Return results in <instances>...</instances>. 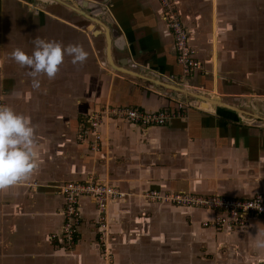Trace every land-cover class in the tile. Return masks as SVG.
Listing matches in <instances>:
<instances>
[{
  "label": "crops",
  "instance_id": "crops-1",
  "mask_svg": "<svg viewBox=\"0 0 264 264\" xmlns=\"http://www.w3.org/2000/svg\"><path fill=\"white\" fill-rule=\"evenodd\" d=\"M86 1L100 5L94 17L110 28V60L88 30L51 11L54 0H0V104L30 118L37 154L28 177L0 190V264H108L90 198L80 203L75 250L53 237L64 222L59 187L90 180L127 193L108 210L111 264H260L263 218H252L245 228L217 230L204 226L214 218L212 211L146 197L151 190L233 198L264 191V25L244 54V4L250 9V0H171L204 67L189 84L181 77L160 0ZM257 20L263 24L264 14ZM95 23L86 28L96 41L103 33L95 29L105 32L107 50L106 29ZM60 25L66 38L59 43L78 44L87 57L73 64L65 55L56 75L40 74V87L33 88L28 67L10 54L14 48L31 54L35 38L58 42ZM156 83L193 87L214 100L209 111L192 106L167 126L104 118L101 147L94 152L86 129L92 113L104 106L177 111L185 104Z\"/></svg>",
  "mask_w": 264,
  "mask_h": 264
},
{
  "label": "built area",
  "instance_id": "built-area-1",
  "mask_svg": "<svg viewBox=\"0 0 264 264\" xmlns=\"http://www.w3.org/2000/svg\"><path fill=\"white\" fill-rule=\"evenodd\" d=\"M163 20L169 28L175 44L177 62L182 68L184 79L191 78L196 72L204 70L203 64L196 57V50L190 42V29L184 24L174 4L169 0H160ZM188 104L180 103L178 110L147 111L139 107L104 106L93 112L88 120L85 138L90 137L89 146L94 152L101 147L102 135L100 125L104 118L127 120L139 127L167 126L176 119H181L188 111ZM64 198V222L59 235L60 243L68 251L75 250L78 244L79 230L83 222L80 203L84 198L95 201L99 241L103 247V256L108 264L112 263L113 253L109 247L110 219L109 206L113 200H122L127 193L107 182L90 180L86 182L71 181L59 187ZM146 197L154 202L168 203L180 207L198 208L212 211L214 218L205 221L204 226L217 230L248 227L252 218L264 219V191L249 198H233L222 195H200L191 192L163 193L151 190ZM260 264H264V259Z\"/></svg>",
  "mask_w": 264,
  "mask_h": 264
},
{
  "label": "clouds",
  "instance_id": "clouds-1",
  "mask_svg": "<svg viewBox=\"0 0 264 264\" xmlns=\"http://www.w3.org/2000/svg\"><path fill=\"white\" fill-rule=\"evenodd\" d=\"M33 43L31 54L21 48H14L10 54L21 66L28 67L33 88L40 87V80L35 78L40 74L49 79L56 75L65 55L72 57L73 64L82 63L87 57L78 44L62 46L41 38H35ZM34 137L35 129L28 116L0 104V190L25 179L37 166ZM257 246L264 247V241H259Z\"/></svg>",
  "mask_w": 264,
  "mask_h": 264
},
{
  "label": "rangeland",
  "instance_id": "rangeland-1",
  "mask_svg": "<svg viewBox=\"0 0 264 264\" xmlns=\"http://www.w3.org/2000/svg\"><path fill=\"white\" fill-rule=\"evenodd\" d=\"M169 1H171V0H169ZM247 1L248 0H244V2H247ZM66 2L72 5V2L70 0H66ZM252 2H255L256 4L252 3ZM46 5H48V4H46ZM54 5L55 6L51 7V11L54 14L58 15L59 17H62L63 19H65V17H67L69 19H72L70 21H72L73 24H75L77 27L88 30L91 39H93L95 43L97 42V45H99V47H100V49L102 51L101 55H103L105 57V61H107L106 45H105L106 42H105V39H104V36H103L104 32H102L103 34L101 36H98V40L96 41V38H94L95 36L92 33V30L91 29L89 30V29L86 28L90 24L96 25V23L93 22L92 20L86 18L81 13H79L77 11H74L71 8H68V6L60 4L58 2H56ZM49 7H46V8L41 7L40 10L48 11ZM246 7L247 6L244 4V35H243V41H242V44H244V54H245L246 50L249 51L248 49L254 48L255 44H253L252 45L253 47H252L251 46L252 42L250 40L254 39V42H255L256 39H258V38H256L257 35L254 38L251 37V36L254 35V33H257L256 30L262 29V26L264 25V22L262 24V21H258L257 20V18L258 19L260 18V15L264 14V0H256V1L250 0V3L248 5V8H250V9L245 10ZM80 8H81V6H80ZM174 8L177 9L176 6ZM84 11H86L88 14H90L93 17L95 16L94 13H93L94 15L91 14V12L94 11L93 9L85 8ZM259 24H260V27H259ZM250 26H251V28H250ZM58 30H60V32H61V35L57 36L58 42L65 43V38H66L65 27L63 25H60V26H58ZM95 30L100 31L102 29L98 26ZM262 34H264V33L262 32ZM239 40H240V38L238 39V41ZM262 41H264V36H263ZM252 66L253 65H251V67ZM185 82L189 84V80H186ZM255 92L257 93V91H255ZM261 94H264V92L262 91ZM183 99L185 101V104H188V107L191 108L192 106L189 105V102L186 100L187 98L185 99V97H183Z\"/></svg>",
  "mask_w": 264,
  "mask_h": 264
},
{
  "label": "water",
  "instance_id": "water-1",
  "mask_svg": "<svg viewBox=\"0 0 264 264\" xmlns=\"http://www.w3.org/2000/svg\"><path fill=\"white\" fill-rule=\"evenodd\" d=\"M74 1V0H73ZM56 2H58V3H60V4H63V5H65L64 3H67L66 2V0H56L55 1V3ZM64 2V3H63ZM72 2V1H71ZM72 5H77L75 2H73L72 3ZM66 6V5H65ZM82 6H84V7H86V8H89V9H93L94 11L93 12H91V14H95V16L96 15H98V11L100 10V5H95V6H93L92 4H90V2H88V1H86V0H84V2L82 3ZM69 8V7H68ZM73 10V9H72ZM74 11H77V10H74ZM77 12H79V13H81V14H83L86 18H89L90 20H92V21H94V22H97L96 21V19H95V17H93V16H91L90 14H88L87 12H84L83 10H81V9H79ZM93 14V15H94ZM110 24V23H109ZM94 28V26H90V28ZM104 27H105V29H106V40H107V50H106V54H107V58L110 60V56H111V50H112V43H111V37H109V34H108V29L110 30V28H109V26H106L105 24H104ZM95 29V28H94ZM95 32H96V34H102V31H101V33H100V31H97V30H95ZM105 33V32H104ZM121 71V70H120ZM119 72V71H118ZM122 72V71H121ZM157 75V74H156ZM155 74H154V76H156ZM157 77V76H156ZM148 82L149 83H153L152 81H150V80H148ZM157 84V87H162V88H165L166 90H170L171 92H176V94H177V98H179V100H181V98H183V97H185V98H187L188 100V102H189V105H191V106H193L195 109L196 108H200L201 110H203V111H209V110H207V109H204V108H202L199 104H200V100L201 99H198V98H191V96L189 95V90H192L191 88H193V87H186V86H184L185 88H182V87H178V86H176V87H173V86H171V85H167V84H165V83H156ZM198 91H202V90H199V89H197ZM196 90V91H197ZM202 92H204L205 93V96H209L210 95V92H208V93H206V91H202ZM175 97V98H176ZM198 100V102L197 103H195V101H197ZM203 100V99H202ZM262 101H264V99L262 98L261 99ZM220 105L221 106H226V108H228V109H231V108H233L232 106H229V105H226V104H224V103H220ZM234 109V108H233ZM232 109V110H233Z\"/></svg>",
  "mask_w": 264,
  "mask_h": 264
},
{
  "label": "bare ground",
  "instance_id": "bare-ground-1",
  "mask_svg": "<svg viewBox=\"0 0 264 264\" xmlns=\"http://www.w3.org/2000/svg\"><path fill=\"white\" fill-rule=\"evenodd\" d=\"M54 1H56V0H54ZM84 1V0H83ZM83 1L82 2H80V1H78V3H77V5H71V4H69V7L71 8V9H73V10H79L80 9V6H82V3H83ZM64 3V2H63ZM97 23H99V24H101L102 26H104V24L103 23H100L99 21H97ZM112 56H110V58H111ZM197 89H192V90H189V95L191 96V98L193 99V98H198V99H201L200 100V106L202 107V108H204V109H207V110H209V106H211L210 104H211V102H212V100H214V99H212V97H207V96H205V93L204 92H202V91H196ZM203 99V100H202ZM213 103V102H212Z\"/></svg>",
  "mask_w": 264,
  "mask_h": 264
}]
</instances>
